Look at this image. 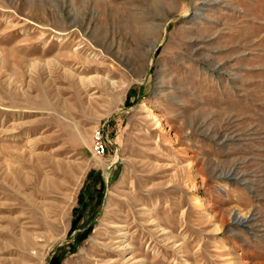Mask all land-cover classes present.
Returning a JSON list of instances; mask_svg holds the SVG:
<instances>
[{"label": "rangeland", "instance_id": "obj_1", "mask_svg": "<svg viewBox=\"0 0 264 264\" xmlns=\"http://www.w3.org/2000/svg\"><path fill=\"white\" fill-rule=\"evenodd\" d=\"M0 264H264V0H0Z\"/></svg>", "mask_w": 264, "mask_h": 264}, {"label": "bare ground", "instance_id": "obj_2", "mask_svg": "<svg viewBox=\"0 0 264 264\" xmlns=\"http://www.w3.org/2000/svg\"><path fill=\"white\" fill-rule=\"evenodd\" d=\"M241 221V220H240ZM124 230V229H123ZM122 231V230H121ZM120 234V237L123 239L122 240V242H120L119 243V245H118V247H117V249H121V250H124V251H128V247H129V245L128 244H126L125 245V243H126V239L128 238L127 236H129L128 234H127V232H121V233H119ZM138 262H140V261H138ZM141 263V262H140Z\"/></svg>", "mask_w": 264, "mask_h": 264}, {"label": "built area", "instance_id": "obj_3", "mask_svg": "<svg viewBox=\"0 0 264 264\" xmlns=\"http://www.w3.org/2000/svg\"><path fill=\"white\" fill-rule=\"evenodd\" d=\"M94 149L96 151V153L100 154L103 152L104 148H102V146L100 144H95Z\"/></svg>", "mask_w": 264, "mask_h": 264}]
</instances>
